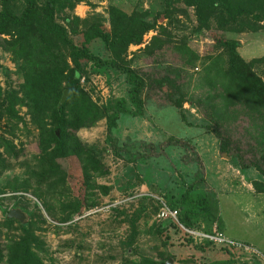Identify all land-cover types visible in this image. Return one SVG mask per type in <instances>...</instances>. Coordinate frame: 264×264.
I'll return each instance as SVG.
<instances>
[{
  "label": "rangeland",
  "instance_id": "rangeland-1",
  "mask_svg": "<svg viewBox=\"0 0 264 264\" xmlns=\"http://www.w3.org/2000/svg\"><path fill=\"white\" fill-rule=\"evenodd\" d=\"M10 1L11 7L20 12L22 0ZM111 4L127 13L147 11L149 21L162 10L161 0H85L66 13L81 19L98 16L106 21ZM58 19L63 23L62 15ZM251 21L254 23H247V20L243 22V28L230 26L225 32L198 29L193 9L183 7L174 9V14L160 20L157 26L163 25L170 32L172 43L184 41L202 59L221 52L214 38L216 35L237 40L239 55L250 61L264 57V20ZM158 30L157 27L147 32L140 45L130 46L127 56V59H134V67L146 69L148 74L156 77L164 71L156 69L154 63H147L150 59L144 47ZM93 48L106 57L107 52L100 42H94ZM164 59L166 65H180V60L173 55ZM18 65L0 45V98L11 88L18 89L22 82ZM91 67L81 84L93 101L106 105L110 100L127 96L128 85L121 71ZM199 70V65L184 70L187 78L194 75L188 88L186 86L189 92L194 90ZM255 71L264 79V61L255 64ZM164 90L168 91V86ZM157 92L151 93V89L144 92L146 104L141 115H120L117 127L112 131L121 149L119 155L109 146L105 119L78 131L82 143L94 150L106 166L107 173L96 177L97 186L109 189L105 195L96 188L92 192L94 206L81 207V213H73V209L85 198L87 203L88 198L76 159L59 162L50 174L51 178L38 186L35 174L39 173L36 163L39 140L31 125L30 114L25 106H18L21 121L1 120L0 136L11 140L19 152L17 156L4 154L5 162L0 163V205L26 211L24 221H31L32 229L42 242L45 264H138L145 257L158 262L167 255H171L168 259L172 264H180V259L189 257H194L198 264H264V193L257 192L253 186L254 181H264V176L254 168L242 170L237 160L219 152L218 139L207 129V122L194 104L185 102L181 109L163 106L164 96ZM14 125L18 127L16 137L9 134ZM172 137L188 141L200 164L190 150L178 146L179 142L168 145ZM146 143L155 147L161 144L160 154L134 159L140 155L137 149ZM64 171L67 173L65 179L61 178ZM197 171L203 173L204 182L193 189L192 196L206 194L216 218L213 226L220 224L221 232L238 243L249 245L245 242L248 241L252 244L248 251L236 250L231 254L219 249V245L196 251L186 244L180 231L169 221L158 217L159 201L169 205L179 200ZM162 226L163 237L156 231ZM133 228L136 235L130 244ZM18 234V228H1V244L6 245L9 236Z\"/></svg>",
  "mask_w": 264,
  "mask_h": 264
},
{
  "label": "trees",
  "instance_id": "trees-1",
  "mask_svg": "<svg viewBox=\"0 0 264 264\" xmlns=\"http://www.w3.org/2000/svg\"><path fill=\"white\" fill-rule=\"evenodd\" d=\"M83 1L22 0L23 7L16 12L10 0H0V45L19 63L22 76L18 89L11 88L0 98V122L5 119L18 123L22 118L18 115L17 107H26L31 125L38 133L39 155L36 163L39 173L35 174L38 186L51 178L59 162L76 159L88 202L85 203V198L82 204L80 202L73 209V213H81L83 206H94L92 192L96 188L108 194L109 189L97 186L95 181L97 176L107 173L105 164L94 150L82 143L77 133L81 128L105 119L109 146L119 155L121 149L112 131L117 127L121 114H142L146 104L144 92L146 94L149 89L151 93L158 90L157 93L163 94L166 103L163 106L181 109L185 102L194 104L207 122V129L218 139L219 152L237 160L242 170L254 168L264 176V79L255 71V64L263 62L264 57L244 60L237 51L238 41L217 33L214 38L221 52L202 59L184 41L172 43L170 32L163 25L157 26L160 20L174 14V9L184 7L193 9L198 29L215 32H225L230 26L239 29L247 20V23L264 20V0H161L162 10L156 13L153 21L147 19V11L127 13L113 4L109 6L106 21L98 16L81 19L66 13V10L72 12ZM59 15L63 16V23L59 21ZM157 27V34L144 47V51L150 59L147 63H154L156 69H163L164 73L159 77L151 76L146 69L134 67V59H127L129 47L140 45L144 35ZM94 42L102 44L107 52L106 57L94 50ZM168 55L180 60V65L173 67L164 64V57ZM198 65L200 70L196 85L189 92L187 88L194 75L187 78L184 70L197 68ZM90 67L95 70L109 67L121 71L128 85L127 96L110 100L106 105L93 101L81 84V79L88 76ZM167 86L168 91H165ZM66 89L71 93L58 108ZM16 130L18 127L12 126L9 134L16 137ZM171 143L190 150L199 163L200 159L188 141L172 137L168 145ZM13 145L11 140L0 136V147H3L0 163L5 162L4 154L14 156L19 152ZM160 147L161 144L156 147L143 144L140 150L136 148L140 155L134 159L157 156ZM153 151L156 153L152 154ZM197 172H194L191 183L180 199L170 202L169 207L178 210V222L183 226L209 233L216 218L206 194L192 196L193 189L204 182L203 173ZM66 177L64 171L61 178ZM253 186L257 192L264 193L263 180L254 181ZM10 209H20L27 216L22 208L0 205V229L19 230L17 236L7 237L6 245L0 242V264H45L42 256L44 248L32 229L31 221L20 222L9 218L7 213ZM166 221L180 231L186 244L192 245L196 251L216 246L208 240L195 239L183 231L176 221ZM16 224L17 227H14ZM216 227L222 230L220 224L216 223ZM161 228L158 227L156 231L163 237L164 227ZM135 235L133 228L128 241L130 244ZM163 244L167 242L163 240ZM219 249L231 254L238 250L229 246H220ZM169 257L171 255L158 262L145 257L138 264H166ZM179 262L198 264L194 257L183 258Z\"/></svg>",
  "mask_w": 264,
  "mask_h": 264
},
{
  "label": "built area",
  "instance_id": "built-area-1",
  "mask_svg": "<svg viewBox=\"0 0 264 264\" xmlns=\"http://www.w3.org/2000/svg\"><path fill=\"white\" fill-rule=\"evenodd\" d=\"M160 202V208L158 212V217L160 219H172L178 223L180 228L185 231L186 233L192 235L197 240H208L211 243L219 246H229L232 248H236L238 250H245L248 251L250 249L249 245H246L244 243H238L232 239H229L226 237L221 231H219L216 227V225L213 226L211 232H204L201 230L191 229L183 226L178 222V210L172 209L169 207L168 204L163 202L162 200Z\"/></svg>",
  "mask_w": 264,
  "mask_h": 264
},
{
  "label": "water",
  "instance_id": "water-1",
  "mask_svg": "<svg viewBox=\"0 0 264 264\" xmlns=\"http://www.w3.org/2000/svg\"><path fill=\"white\" fill-rule=\"evenodd\" d=\"M71 91L69 89H66L63 91L62 96L60 98V101L58 103V108H60L63 103L67 100V98L69 97ZM58 134V133H57ZM7 216L9 218H14L20 222H23L25 219V214L20 210V209H10L7 213ZM166 264H172L171 259H168Z\"/></svg>",
  "mask_w": 264,
  "mask_h": 264
},
{
  "label": "crops",
  "instance_id": "crops-1",
  "mask_svg": "<svg viewBox=\"0 0 264 264\" xmlns=\"http://www.w3.org/2000/svg\"><path fill=\"white\" fill-rule=\"evenodd\" d=\"M2 218V213H1V211H0V219ZM246 243H248L249 245H252V244H250L248 241H245ZM253 247V246H252ZM253 249H254V247H253Z\"/></svg>",
  "mask_w": 264,
  "mask_h": 264
}]
</instances>
